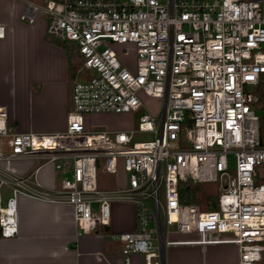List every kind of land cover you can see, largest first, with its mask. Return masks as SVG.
Masks as SVG:
<instances>
[{"label":"built area","instance_id":"1","mask_svg":"<svg viewBox=\"0 0 264 264\" xmlns=\"http://www.w3.org/2000/svg\"><path fill=\"white\" fill-rule=\"evenodd\" d=\"M23 1L20 19L43 15L46 35L73 46L79 67L62 131H18L0 104V237L18 234L19 196L70 205L78 236L131 202L136 229L116 235L124 256L161 264L165 245L222 242L237 264H264V132L251 90L264 82V0ZM144 97L159 100L156 113ZM140 107L137 131L151 140L92 129L95 115ZM120 167L121 186H98V170ZM207 181L218 183L216 210L180 201V182Z\"/></svg>","mask_w":264,"mask_h":264},{"label":"crops","instance_id":"2","mask_svg":"<svg viewBox=\"0 0 264 264\" xmlns=\"http://www.w3.org/2000/svg\"><path fill=\"white\" fill-rule=\"evenodd\" d=\"M23 4L0 0V104L6 107L9 122L18 131H62L70 107L67 54L60 41L46 35L42 19L31 24L20 19ZM108 115L113 114L91 119L111 128L108 122L99 120ZM37 125L43 129L35 128ZM33 166L25 161L23 167L27 171ZM54 175L57 179L59 174L53 171ZM17 206L18 234L0 237V264H144L140 254L124 256L116 236L136 229L131 202L114 203L109 225L79 236L68 204L19 196ZM173 238L188 239L179 234ZM161 264H237V252L231 243L179 242L162 247Z\"/></svg>","mask_w":264,"mask_h":264},{"label":"rangeland","instance_id":"3","mask_svg":"<svg viewBox=\"0 0 264 264\" xmlns=\"http://www.w3.org/2000/svg\"><path fill=\"white\" fill-rule=\"evenodd\" d=\"M20 3L23 2V0H16ZM39 5H45L47 0H31ZM24 5V4H23ZM23 9V8H22ZM22 12V10H21ZM20 12V14H21ZM39 19H42L44 22L46 21V18L43 15L38 16ZM23 21V20H22ZM25 22V21H24ZM128 59H133L132 56H128ZM79 67L78 62L72 61L71 69H70V80H69V91H68V103L70 104V91H71V85L73 82L74 77L76 76V71ZM76 78L82 79L84 78V75L82 73H79ZM252 91H254L258 95V101L253 104V110L255 114L259 118L260 123V129L262 133L264 132V82L260 83L258 86L252 87ZM144 103L145 107L152 113H156L159 109V100L156 98L151 97H144ZM147 109L140 107L137 111H133L126 114H113L108 115L107 117H100L102 119L101 123H109L110 127L115 126V129H133L135 130V133L133 135V140H151L153 139L154 135L152 133H143L138 132V117L141 113L146 111ZM98 116L96 115V119H98ZM95 116H93L94 118ZM157 123V122H156ZM112 125V126H111ZM14 128L15 126L12 125ZM37 129H43L41 125L35 126ZM105 126L101 124H95L92 126V129L94 130H102ZM16 129V128H15ZM113 129V128H112ZM39 132V131H36ZM258 172V180H264V165L258 166L257 168ZM46 170V168H45ZM45 170L44 173H45ZM42 171V172H43ZM97 184L99 187L106 188V187H116L117 184H123L125 180H127L126 175L123 171V169L120 167L119 170L115 175H110L107 173L102 172L101 170L97 171L96 175ZM198 189L197 195L200 197L198 205L200 206V209L202 211H211L217 209V202H212L210 200L211 195H217L219 193L218 191V183L213 181H207V182H200L199 184L195 185ZM230 236V235H229ZM264 258V253H263Z\"/></svg>","mask_w":264,"mask_h":264},{"label":"trees","instance_id":"4","mask_svg":"<svg viewBox=\"0 0 264 264\" xmlns=\"http://www.w3.org/2000/svg\"><path fill=\"white\" fill-rule=\"evenodd\" d=\"M61 47L66 51L67 58L69 61V69H71L72 61H76L79 64V57L77 52L75 51L74 47L66 44L65 42L60 41ZM179 192H180V201L182 203H198L199 196L197 195V187L188 183V182H180L178 185Z\"/></svg>","mask_w":264,"mask_h":264},{"label":"water","instance_id":"5","mask_svg":"<svg viewBox=\"0 0 264 264\" xmlns=\"http://www.w3.org/2000/svg\"><path fill=\"white\" fill-rule=\"evenodd\" d=\"M210 200H211L212 202H217V196H216V195H211V196H210Z\"/></svg>","mask_w":264,"mask_h":264}]
</instances>
